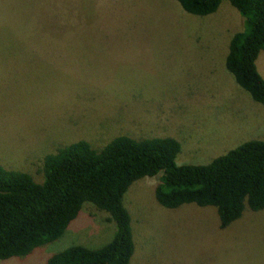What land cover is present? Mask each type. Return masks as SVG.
<instances>
[{"label":"rangeland","instance_id":"rangeland-1","mask_svg":"<svg viewBox=\"0 0 264 264\" xmlns=\"http://www.w3.org/2000/svg\"><path fill=\"white\" fill-rule=\"evenodd\" d=\"M243 28L229 1L194 16L176 0H0V163L41 182L43 157L79 140L100 150L119 135L171 136L179 164L202 165L264 141V105L226 68ZM257 65L264 77V51ZM158 183L142 178L124 196L131 264H264V210L247 208L223 229L215 207L160 205ZM115 233L109 215L86 204L60 239L0 264H46Z\"/></svg>","mask_w":264,"mask_h":264},{"label":"trees","instance_id":"trees-1","mask_svg":"<svg viewBox=\"0 0 264 264\" xmlns=\"http://www.w3.org/2000/svg\"><path fill=\"white\" fill-rule=\"evenodd\" d=\"M176 1L194 16L217 12L223 1L238 9L244 28L231 39L226 68L264 105V77L257 65L264 51V0ZM181 149V142L171 136L139 140L119 135L100 150L79 140L43 157L41 182L0 163V260L24 258L57 241L91 203L115 223L113 239L95 249L71 246L46 264H131L136 243L124 196L145 177L158 178L155 195L160 205L215 207L223 229L247 208L264 210L263 140L247 141L203 165L179 164Z\"/></svg>","mask_w":264,"mask_h":264}]
</instances>
